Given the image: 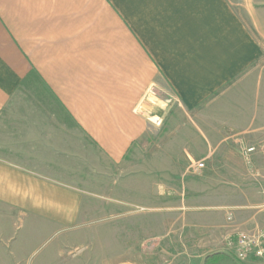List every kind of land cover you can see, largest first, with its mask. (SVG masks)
Wrapping results in <instances>:
<instances>
[{
	"label": "crops",
	"instance_id": "crops-1",
	"mask_svg": "<svg viewBox=\"0 0 264 264\" xmlns=\"http://www.w3.org/2000/svg\"><path fill=\"white\" fill-rule=\"evenodd\" d=\"M236 83L258 125L257 0H0V207L65 228L79 203L61 186L72 144L118 164L144 139L152 105L173 99L192 111ZM205 250L163 259L204 264L218 253Z\"/></svg>",
	"mask_w": 264,
	"mask_h": 264
},
{
	"label": "rangeland",
	"instance_id": "rangeland-1",
	"mask_svg": "<svg viewBox=\"0 0 264 264\" xmlns=\"http://www.w3.org/2000/svg\"><path fill=\"white\" fill-rule=\"evenodd\" d=\"M240 90L236 83L229 95L192 111L173 99L152 105L144 139L118 164L89 142L84 149L72 144L69 182L61 186L79 197L75 215L65 228L50 230L42 218L0 207V264L144 257L167 264L198 247L231 255L228 235L264 226V104L252 125V97ZM197 163L205 165L200 172Z\"/></svg>",
	"mask_w": 264,
	"mask_h": 264
},
{
	"label": "built area",
	"instance_id": "built-area-1",
	"mask_svg": "<svg viewBox=\"0 0 264 264\" xmlns=\"http://www.w3.org/2000/svg\"><path fill=\"white\" fill-rule=\"evenodd\" d=\"M246 153L253 152V147L243 149ZM204 163H197L195 171L200 172ZM264 207V204H263ZM226 246L233 258L241 263L256 261L264 263V226L253 234L234 233L226 237Z\"/></svg>",
	"mask_w": 264,
	"mask_h": 264
},
{
	"label": "trees",
	"instance_id": "trees-1",
	"mask_svg": "<svg viewBox=\"0 0 264 264\" xmlns=\"http://www.w3.org/2000/svg\"><path fill=\"white\" fill-rule=\"evenodd\" d=\"M225 258H229L232 261L236 262L235 259L231 255H228V254L222 253V252H218V253H214V254L206 256V258L204 260V264H214L217 261L225 259ZM236 263H238V262H236Z\"/></svg>",
	"mask_w": 264,
	"mask_h": 264
}]
</instances>
